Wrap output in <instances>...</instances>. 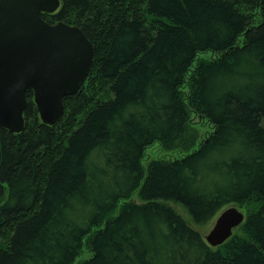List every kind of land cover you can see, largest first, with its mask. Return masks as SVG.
Segmentation results:
<instances>
[{"label": "trees", "instance_id": "obj_1", "mask_svg": "<svg viewBox=\"0 0 264 264\" xmlns=\"http://www.w3.org/2000/svg\"><path fill=\"white\" fill-rule=\"evenodd\" d=\"M41 15L78 24L93 59L54 123L28 86L23 129L0 126V264H264V0ZM231 204L244 219L210 245L196 226Z\"/></svg>", "mask_w": 264, "mask_h": 264}, {"label": "water", "instance_id": "obj_2", "mask_svg": "<svg viewBox=\"0 0 264 264\" xmlns=\"http://www.w3.org/2000/svg\"><path fill=\"white\" fill-rule=\"evenodd\" d=\"M60 0H0V126L24 127L26 88L43 122L61 115L64 94L84 81L93 59V44L76 23L49 21L41 11H53ZM244 219L234 204L224 207L204 235L217 245Z\"/></svg>", "mask_w": 264, "mask_h": 264}, {"label": "rangeland", "instance_id": "obj_3", "mask_svg": "<svg viewBox=\"0 0 264 264\" xmlns=\"http://www.w3.org/2000/svg\"><path fill=\"white\" fill-rule=\"evenodd\" d=\"M204 54L207 55L208 53H204ZM191 119H192V122H196V120H197V122H198V116H196V115L194 116V115L192 114V118H191ZM201 123H202V122H201ZM196 126L198 127L199 132H200L201 135H202V132H204V131H208V130L210 129L207 123H202V124H198V123H197ZM147 149H148V150H147V153H149L150 156L161 154V155H164V156H166V157H172L173 154H174V153H172V152H169V153L163 154V152H161V150H159V149L157 148V146L148 147ZM173 204H175L174 208H175L179 213H181L185 218H187V217L189 216V215L187 214V212L185 211V209H184L180 204H178V203H173ZM239 208L243 211V207H239ZM214 218H215V217H214ZM214 218H213V220H212L210 223H207V224H200V225H197V226H196V227L202 232L203 235H205V234L208 232V230L210 229V227L212 226L213 221H214ZM192 223H193V222H192ZM86 253H87V251L84 250L83 253H82V256L87 255Z\"/></svg>", "mask_w": 264, "mask_h": 264}, {"label": "flooded vegetation", "instance_id": "obj_4", "mask_svg": "<svg viewBox=\"0 0 264 264\" xmlns=\"http://www.w3.org/2000/svg\"><path fill=\"white\" fill-rule=\"evenodd\" d=\"M60 3H61V0H60ZM59 6H60V5H59ZM59 6H58L56 9H54L53 11H41V12H49L50 14H52V13L56 12V10L59 8ZM53 19H54V18H53ZM56 20H57V18L54 19V20H52L51 22L56 21Z\"/></svg>", "mask_w": 264, "mask_h": 264}]
</instances>
